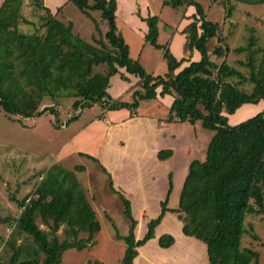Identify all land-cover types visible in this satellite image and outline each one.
<instances>
[{
  "label": "trees",
  "instance_id": "obj_1",
  "mask_svg": "<svg viewBox=\"0 0 264 264\" xmlns=\"http://www.w3.org/2000/svg\"><path fill=\"white\" fill-rule=\"evenodd\" d=\"M68 1L95 23L99 36L94 35V42L75 32L73 21L65 23L57 14H47L45 0H31L35 11H45L40 16V30L34 32L21 29L23 24L35 25L23 13L25 0H3L0 4V110L24 118L50 111L58 123V109L55 106L41 109V105L46 97L69 95L75 97V110L99 103L106 111L128 109L134 117L142 100L173 96L166 121L194 124L201 120L215 134L206 158L190 162L177 208L168 206L174 188L173 173H169V188L161 201V212L148 221L147 231L140 239L135 234L138 220L132 202L118 191L130 221L129 233L124 236L126 250L122 264H135L138 248L155 237L156 228L167 212L178 214L185 235L206 244L208 264H258L260 253L243 246L242 239L249 231L247 216L261 215L264 221V109L234 125L229 123L228 116L245 104L264 101V45H257L251 35L247 45L231 48L229 44H221L224 40L221 37L219 44L210 50L208 43L218 37L221 24L208 19L205 8L196 0H164L163 4L174 8L193 5L196 13L189 17L192 21L182 31L186 41L185 56L181 59L168 44L159 42V16L143 17L148 25L146 42L162 48L167 62L165 75H154L130 55V46L118 28V0ZM230 1H223L228 5L227 17L232 16L235 8ZM95 10L101 11L108 23L104 33L91 15ZM196 50L200 59L193 61ZM233 51L247 53V60L229 62L225 56ZM213 55L223 60H214ZM185 62L188 64L183 66ZM102 64L107 70L96 71ZM120 68L140 77L129 101L116 99L109 92L111 78ZM122 77L128 79L125 74ZM78 116L72 115L69 121ZM173 154L172 148H164L157 157L166 160ZM91 157L108 174L110 187L116 190L110 171L99 158ZM84 169L83 165L76 166V170ZM41 175L31 195L23 199L11 196L21 207L18 217L0 216V222L13 226L4 242V252L9 253H0L8 258L4 262L0 256V264H63L62 256L67 249H83L102 228L75 171L54 163ZM39 218L47 230L41 228ZM62 225L63 239L59 234ZM250 230L254 239L260 240L252 225ZM82 232L88 236L81 237ZM175 242L171 233L159 237L163 248Z\"/></svg>",
  "mask_w": 264,
  "mask_h": 264
},
{
  "label": "rangeland",
  "instance_id": "obj_2",
  "mask_svg": "<svg viewBox=\"0 0 264 264\" xmlns=\"http://www.w3.org/2000/svg\"><path fill=\"white\" fill-rule=\"evenodd\" d=\"M25 1L23 13L35 25L23 24L21 29L25 32L38 31L40 16L45 14V11H35L31 0ZM196 1L203 5L208 19L221 24L218 37L208 43L210 50L219 44L218 39L221 37L224 39L221 44H229L231 48L247 45L251 35H254L257 45H264V3L259 0H232L230 5L235 8L232 16L227 17L228 5H225L224 0ZM92 2L93 0H90V3ZM45 5L47 14L55 13L65 23L73 21L75 32L84 40L94 42V35L99 36L95 31V23L72 1L45 0ZM61 5L62 8L57 11ZM187 7L174 8L163 4V0H120L117 17L119 31L130 46V55L139 59L149 73L165 75L168 68L163 56L164 50L145 40L141 13L145 17L159 16V42L170 46L173 30L178 26ZM91 15L98 20L103 33L108 30V23L103 20L101 11H91ZM225 57L229 62L235 63L238 59L247 60V53L233 51ZM212 58L219 62L223 60L215 55ZM96 69L106 71L107 66L102 64ZM121 70L123 72L111 78L109 92L116 99L129 101L132 90L136 88L133 86L140 81V77L128 73L125 69ZM124 73L130 79H124ZM74 101L75 97L69 95L44 99L41 109L55 106L59 112L58 123L56 115L50 111L36 117L24 118L0 110V216L9 219L18 217L21 207L11 200V196L23 199L31 195L41 179V174L52 164L60 163L76 172L102 226L94 241L83 249H67L63 253L62 263L122 264L126 250L124 236L129 233L130 221L125 215L123 200L118 191L131 200L134 216L140 221L139 231L145 233L147 219L155 218L161 212V201L165 199L169 187V173H173L175 183L170 204L178 205L179 192L185 178L184 162L194 158L204 160L215 132L205 128L201 120L194 124L159 121L168 115L170 107H167L166 101L160 103L156 98L142 100L134 117H130L131 111L128 109L106 111L99 103L75 110ZM263 109L264 101L245 104L236 113L228 116L229 123L238 124ZM76 114L79 116L69 121L71 116ZM164 148L174 150V154L167 161L157 157V151ZM91 156L99 158L110 171L116 190L110 187L108 174ZM81 165L85 169L76 170V166ZM144 207L145 216L141 215ZM176 217L178 216L172 213L168 216L166 224L155 232V239H151L154 240L150 243L149 251L156 252V249H160L161 234H173L179 230L174 257L171 255L173 258L168 259L170 255L162 256L165 260H162L161 264H208L206 244L195 237L184 235L181 229L183 221ZM37 222L41 228L47 230L40 218ZM166 225L169 229H166ZM251 225L260 240H255L252 236ZM12 227L9 223L0 222V253H9L4 252V242L13 230ZM64 227L62 225L59 231L62 239L65 238ZM246 227L249 231L243 237L242 245L257 250L260 253L258 264H264V221L261 215L247 216ZM80 236L87 237L88 233L82 232ZM22 239L21 237L19 240ZM175 254L183 256L179 259L180 263L174 262ZM0 256L2 257V254ZM6 258L8 256L5 255L1 259L5 262Z\"/></svg>",
  "mask_w": 264,
  "mask_h": 264
},
{
  "label": "crops",
  "instance_id": "obj_3",
  "mask_svg": "<svg viewBox=\"0 0 264 264\" xmlns=\"http://www.w3.org/2000/svg\"><path fill=\"white\" fill-rule=\"evenodd\" d=\"M2 1L3 0H0V4L2 3ZM164 1V0H163ZM118 9H117V17H118V13H119V9H120V0H118ZM135 13H136V11H135ZM194 13H196V8H195V6H192V5H190V6H188L185 10H184V13H182V15H181V18H180V20H179V23H178V26H176V29H174L173 30V38H172V40H171V42H170V49H171V51L174 53V55L178 58V59H181L182 57H184L185 56V53H183V51H184V43H185V41H186V35L182 32L183 31V29L192 21V19L191 18H189L192 14H194ZM143 17H145V16H143L142 15V13H141V19L143 20ZM141 24H142V26H143V29H144V33H147L148 32V25H147V22L146 21H144L143 20V22L141 21ZM167 26H172V25H170V24H168V23H165ZM146 35V34H145ZM176 51H178V52H176ZM199 55H200V53H198V51L196 50L195 52H194V55H193V57H192V60L194 61V60H198V58H199ZM188 64V62H185V65H187ZM121 69H125V68H120V72L122 71L123 72V70H121ZM126 70V69H125ZM127 77H128V79H130V77L126 74V73H124ZM160 90V88L158 89V91ZM156 99H158L159 100V102L160 103H163V101H166L167 103H168V105H167V107H170L171 106V104H172V102H173V100H174V97L173 96H171V95H166V96H164V97H161L160 95L158 96V98H156ZM131 117V116H130ZM167 117V116H166ZM166 117H162V118H160V120L159 121H166L165 120V118ZM159 151V150H158ZM158 151H157V153H158ZM169 159V158H168ZM195 159V158H194ZM193 160V159H192ZM191 160V161H192ZM165 161V160H164ZM166 161H167V159H166ZM191 161H189L188 162V160L186 161V162H184V165H185V172H184V177L186 178V175H187V169L189 168V164H190V162ZM185 178H184V180H185ZM174 181V180H173ZM183 183H184V181H183ZM174 186H175V183H174ZM182 187H183V185H182ZM169 188V187H168ZM173 190H174V188H173ZM181 190H182V188H181ZM181 190H180V192H179V197H180V193H181ZM168 191V190H167ZM172 193H173V191H172ZM171 193V194H172ZM167 194V193H166ZM170 197H171V195H170ZM168 206L169 207H171V208H177L178 206H179V200H178V205H176L175 203H171L170 204V200H169V204H168ZM133 208V207H132ZM145 209H146V207H144L143 208V210L141 211V215H144L145 216V213H144V211H145ZM172 213H174V212H167L166 214H165V216H164V218H163V222L160 224V225H158V227L156 228V231H158V229L162 226V225H165L166 223V220L168 221V216H170ZM175 214V216L177 215L178 216V214H176V213H174ZM178 220H180L179 219V217H176ZM138 220V219H137ZM150 219H147V221H149ZM139 223H140V221L138 220V225H137V227H136V230H135V234H136V238L137 239H140V238H142L143 236H144V231H139ZM148 223V222H147ZM182 224H181V229H182V227H183V222H181ZM168 224V223H167ZM166 229H169V226L168 225H166ZM147 231V230H146ZM145 231V232H146ZM177 232H173V234L175 235V237H176V242L172 245V246H170V247H168V248H163V247H161L160 246V249H156L157 251L156 252H154V251H149V246H150V243L151 242H153V240L155 239H153L152 241L151 240H149L145 245H143V246H140L139 248H138V255L136 256V258L134 259V263L135 264H161V262H162V260H165V258L163 259V257H166V256H168V255H170V257L168 258V259H171V258H173L174 257V253H175V249H177V245H178V237H177V235H178V232H179V230H176ZM183 232V231H182ZM184 234V233H183ZM162 235V234H161ZM160 235V236H161ZM185 235V234H184ZM159 236V237H160ZM157 237H158V234H157ZM171 255H173V257H171ZM176 255V254H175ZM163 256V257H162ZM179 256V255H178ZM178 256L176 255L175 256V258H174V262H177V263H180V261H179V259L181 260L182 259V257L183 256H179V258H178ZM207 259H208V256H207ZM197 263H198V260H197Z\"/></svg>",
  "mask_w": 264,
  "mask_h": 264
}]
</instances>
